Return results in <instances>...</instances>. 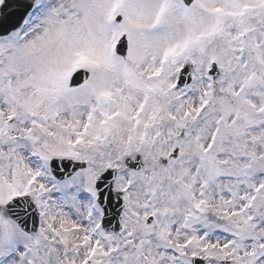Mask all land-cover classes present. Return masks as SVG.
Instances as JSON below:
<instances>
[{"label": "snow or ice", "instance_id": "obj_1", "mask_svg": "<svg viewBox=\"0 0 264 264\" xmlns=\"http://www.w3.org/2000/svg\"><path fill=\"white\" fill-rule=\"evenodd\" d=\"M0 264H264V0H0Z\"/></svg>", "mask_w": 264, "mask_h": 264}]
</instances>
